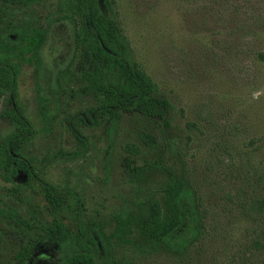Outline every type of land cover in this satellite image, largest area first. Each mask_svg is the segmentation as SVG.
Masks as SVG:
<instances>
[{
	"label": "rangeland",
	"instance_id": "obj_1",
	"mask_svg": "<svg viewBox=\"0 0 264 264\" xmlns=\"http://www.w3.org/2000/svg\"><path fill=\"white\" fill-rule=\"evenodd\" d=\"M99 8L115 18L137 69L171 102V128L163 133L156 122L125 114L113 128L78 125L81 145L66 120L95 100L78 80V18L58 21L59 0L30 7L0 3V32L11 42L27 26L47 33L39 70L21 65L15 102L34 130L26 155L40 178L74 190L84 221L108 229L121 207L158 190L159 175L134 182L125 165L133 159L126 145L140 147L136 165L156 157L138 140L149 135L179 161L201 232L175 254L116 248V264H264V209L257 202L264 194V0H99ZM65 70L67 77L61 76ZM38 89L51 100L48 119L41 117ZM7 108L0 102V138L13 130ZM12 180L0 171V210H15L29 223L34 208L49 222L39 184L23 176ZM30 237L25 225L0 216V264H24ZM62 257L61 246L49 245L34 259L59 264Z\"/></svg>",
	"mask_w": 264,
	"mask_h": 264
},
{
	"label": "trees",
	"instance_id": "obj_2",
	"mask_svg": "<svg viewBox=\"0 0 264 264\" xmlns=\"http://www.w3.org/2000/svg\"><path fill=\"white\" fill-rule=\"evenodd\" d=\"M42 1L0 0V3L30 7ZM59 1L58 21L72 22L78 18L79 26L73 38L79 53L78 80L87 86L95 100L93 106L66 120L75 139L85 145L78 125L113 128L125 114L141 116L156 122L163 133L168 131L171 128L168 116L173 106L158 94L157 85L137 69L115 18L100 13L99 0ZM46 39V31L32 26L23 28L16 42L0 32V102L9 105L3 114L13 127L8 136L0 138V171L8 182L23 176L28 182L38 183L51 218L44 223L33 208L31 222L25 223L15 210H0V216L25 225L31 232L21 255L22 263L53 264L34 259L49 245L62 247L59 264H116V248L134 249L146 255L175 254L174 250L186 244L190 237L197 238L201 220L198 207L187 191L182 167L178 160H171L168 145H163L162 149L153 137L138 135L142 147L157 153L152 161L146 160L143 165H136L140 147L125 146L126 153L133 157H127L125 165L134 182L147 180L153 174L160 176V182L154 195L121 207L112 216L108 229V225L99 221H84L79 195L69 187L44 182L36 161L27 157L34 130L15 107L17 77L23 63L33 66L36 72L39 70L40 50ZM68 73V70L62 71L61 76L67 77ZM38 102L41 117L48 119L51 100L41 89H38ZM22 188L23 185H16V189ZM257 202L264 209V194Z\"/></svg>",
	"mask_w": 264,
	"mask_h": 264
}]
</instances>
